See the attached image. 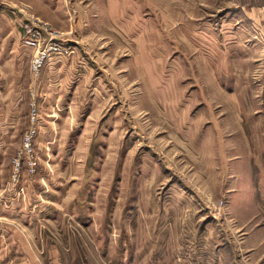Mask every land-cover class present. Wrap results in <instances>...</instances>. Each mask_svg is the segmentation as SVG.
<instances>
[{
  "label": "rangeland",
  "instance_id": "1",
  "mask_svg": "<svg viewBox=\"0 0 264 264\" xmlns=\"http://www.w3.org/2000/svg\"><path fill=\"white\" fill-rule=\"evenodd\" d=\"M110 1L0 0L32 51L0 264H264V0ZM28 18L72 51L37 75ZM31 128L37 167L14 181Z\"/></svg>",
  "mask_w": 264,
  "mask_h": 264
},
{
  "label": "crops",
  "instance_id": "2",
  "mask_svg": "<svg viewBox=\"0 0 264 264\" xmlns=\"http://www.w3.org/2000/svg\"><path fill=\"white\" fill-rule=\"evenodd\" d=\"M24 4L28 3V0H21ZM110 1V0H109ZM115 0H111V6L115 4ZM54 3V2H53ZM60 2H58L59 4ZM38 4H35L34 6H37ZM110 8V3H109ZM116 9V8H115ZM112 8L110 9L111 14H117L118 10L116 9L115 13H113ZM42 17L46 20H49L51 22L58 21L59 19L56 17V14L52 13L50 15L45 14L44 12H40ZM51 16V17H50ZM119 18V17H118ZM118 18H114L118 20ZM107 19H112V16ZM257 21L264 20V14H260V17L256 18ZM20 38V31L18 28L15 27V25H12V19L9 17L6 13L0 12V195H3L7 198H11L15 192H12L10 190V187L8 186L9 178L7 174V168L5 164L9 162L12 155V150L9 146V136L11 132V75L14 74V84L19 86L20 89H22L23 93H18L19 99H27L25 93H27V89H25L29 83L28 76L27 80L17 79L19 77L18 73L20 74V71H24V64L27 74H29L28 69V62L30 60V56L32 51L25 47L21 46L19 43ZM25 58V59H24ZM57 63H60V61L54 62L51 64V69L49 68V72L51 71V76L49 79V83L51 86L58 87L59 85H62L64 82H61L62 77L64 79L67 78L68 75V68H66L68 65L66 62H62L63 64L60 68V75H56V72H53L57 66ZM19 65V69L13 70L11 67ZM65 67V68H62ZM40 81H35L34 85L37 86L38 83V89H40V85H42L43 77H39ZM25 89V90H24ZM42 91L38 92L41 94L42 97ZM57 93V91H56ZM55 93V94H56ZM48 94V93H44ZM21 95H23L25 98H23ZM53 100L55 99V96L53 93H50ZM22 106V105H21ZM15 203V202H12ZM14 206V205H11Z\"/></svg>",
  "mask_w": 264,
  "mask_h": 264
},
{
  "label": "built area",
  "instance_id": "3",
  "mask_svg": "<svg viewBox=\"0 0 264 264\" xmlns=\"http://www.w3.org/2000/svg\"><path fill=\"white\" fill-rule=\"evenodd\" d=\"M21 28L25 36L24 44L35 51L31 61V70L36 75L52 57L55 59L67 58L72 52L71 47L63 45L59 37L55 36L52 30H48L46 26L32 18L25 19ZM35 134V128H31L24 136L22 149L19 150L17 156L13 159L14 181L18 179L17 176L21 170V163L25 162L26 169L31 173H33L37 167L33 146Z\"/></svg>",
  "mask_w": 264,
  "mask_h": 264
}]
</instances>
